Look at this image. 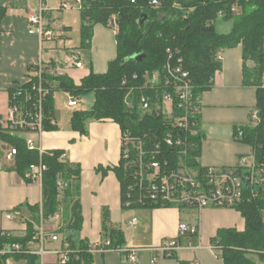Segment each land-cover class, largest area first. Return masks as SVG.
Listing matches in <instances>:
<instances>
[{
	"label": "trees",
	"instance_id": "obj_1",
	"mask_svg": "<svg viewBox=\"0 0 264 264\" xmlns=\"http://www.w3.org/2000/svg\"><path fill=\"white\" fill-rule=\"evenodd\" d=\"M151 0H81L79 14L81 46L86 47L92 35L95 24L108 27L112 15L117 16L116 56L108 63L107 71L94 73L90 71L79 83H74L68 77L45 75L49 80L51 90L44 99L45 131L57 129L54 121V101L52 81H58V88L80 98L88 92L94 93V102L88 110H75L70 116V129L87 134L89 119H110L121 129V136L128 134L139 137L145 149H153L161 140L169 126L168 120L160 113L143 111L138 103L141 94L150 95L151 104L158 103L162 87L156 91L145 89V72H158L163 76L165 63L170 60L175 63L181 58L180 65L188 71L193 84L195 100L200 101L203 92L212 87L214 74L221 69V61L217 56L225 49L241 47L242 83L256 88L257 120L249 125L239 126L240 136L235 140L246 144L251 149V155L264 169V0H160L157 7L149 5ZM218 18L231 22V28L226 33L216 30ZM169 49L170 52H167ZM143 52L141 60L132 56ZM34 76H29L28 83ZM27 84V82L22 83ZM129 97L126 98L130 92ZM125 98L129 101L127 105ZM0 140L6 146L16 148V155L10 167L21 177L31 164L41 161L46 165L41 183V203L29 206L30 219L37 221L39 210L48 217L61 210L65 216L64 228H78L80 222L79 180L81 167L70 162L64 149H46L42 153L29 150L20 135L0 132ZM191 147L186 155V162L199 175L206 167L199 164L201 135L198 130L192 136ZM121 149H123L121 143ZM162 155L156 157L163 164L165 171L174 167L180 158L174 154L173 148L161 145ZM134 157H130L132 160ZM134 165L129 166L128 160L121 153L117 165L103 167L97 170L105 174L111 170L116 175L121 190V205L123 207H169L175 205L148 201L139 203L137 199L146 188L135 185ZM62 180L67 185L60 188L57 184ZM26 183H29L27 180ZM183 208V205H177ZM17 207V209H19ZM244 219V229L221 228L211 239L216 246L221 264H255L252 256L264 262V193L255 199L242 200L235 207ZM103 223L108 217L107 209H103ZM63 228V229H64ZM62 231V228L59 230ZM34 232L33 225L27 223L23 236H0V249L8 243H25ZM114 245H122L120 230L112 228L106 237ZM104 238V239H105ZM88 246H80V259L72 257L69 264L83 263L89 253ZM24 259L26 264H38V257L30 254L15 255ZM5 255H0V261ZM193 261L180 260L178 264H193Z\"/></svg>",
	"mask_w": 264,
	"mask_h": 264
},
{
	"label": "crops",
	"instance_id": "obj_2",
	"mask_svg": "<svg viewBox=\"0 0 264 264\" xmlns=\"http://www.w3.org/2000/svg\"><path fill=\"white\" fill-rule=\"evenodd\" d=\"M45 1L47 4L48 0ZM38 4L39 0H0V117L7 114L10 90L33 75V67L38 63L63 66L67 53L77 51L82 67L65 66L64 76L79 83L90 71L106 72L108 63L116 56V32L102 24L93 26L86 47L81 46V41L78 47L58 46L55 40L69 38L72 24L60 17L54 19L50 10L46 12L43 23L46 29L53 31V38L48 42L31 32L28 15L37 11ZM55 52L61 54L58 59L53 56ZM221 55V69L214 74L212 87L200 96L201 147L198 161L202 167H231L237 160L251 155L249 146L235 140L234 131L236 127L249 125L251 111L257 103L256 88L242 83L240 45L225 49ZM51 83L57 129L34 137L35 145L43 150L64 149L65 157L80 165V222L78 228H64L66 220L62 213L60 227L50 228L58 235V240L46 243V247L60 249L64 240L73 248L90 246L103 240L109 230L115 228L122 234V245L142 248L138 262L131 263L123 254L108 250L89 253L81 264H150L156 253L148 248L159 245L166 238H176L179 223L185 222L197 226V237L179 238L180 247L174 256L161 257L156 264H178L180 260L221 264L218 251L211 248V239L221 228L243 230L245 223L241 213L235 208L222 207H123L120 183L114 172L108 170L102 174L97 170L99 165L107 167L119 162V125L110 119H89L88 133L83 135L71 130L70 125L59 128L55 112L60 110L62 94L68 93L57 87L58 81ZM93 102L94 93L88 92L78 98L76 107L79 105L78 110H88ZM6 147L0 140V233L6 230L12 235L23 236L28 222L23 218L9 220L3 214L20 206L24 218L30 219L29 206L41 203V186L26 183L10 168L12 160L6 159ZM104 208L108 211L105 223L102 217ZM133 219L135 224H131ZM189 240L194 242L193 248L187 247ZM0 264H26V261L8 254Z\"/></svg>",
	"mask_w": 264,
	"mask_h": 264
},
{
	"label": "built area",
	"instance_id": "obj_3",
	"mask_svg": "<svg viewBox=\"0 0 264 264\" xmlns=\"http://www.w3.org/2000/svg\"><path fill=\"white\" fill-rule=\"evenodd\" d=\"M80 7L81 0H76ZM160 0H151L150 6L157 7ZM62 8H67L65 2L61 3ZM49 10L45 0H39L36 12L29 13L28 21L30 31L36 33L45 40H51L53 31L44 27L43 19ZM108 27L115 32L118 30L117 16L112 15L108 22ZM167 52H170L167 49ZM222 55L217 59L221 61ZM181 58H177L175 63L168 60L163 68L162 78L158 72H145L146 82L144 88L156 91L158 86L162 87V92L158 103L151 104V97L141 94L138 99L140 108L145 112H156L165 116L169 126L153 149H145L139 137H132L128 134L121 136L123 149L121 153L128 160L129 166L134 165L135 185L137 188H146L137 199L139 203L148 201L158 202L167 205H183L184 207L206 208L222 207L235 208L242 200H250L260 197L264 193V169L259 165L252 155L249 158H241L231 167H206L203 174L190 167L186 162V155L192 143L191 138L199 130V116L201 112L200 101L195 100L193 84L188 71L180 65ZM65 66L81 68L82 62L79 52L70 51L65 57L63 66L46 65L38 63L33 67L34 79L27 84H18L10 90L9 108L4 117H0V132L20 135L29 150H44L35 145L37 135H41L43 129L45 97L49 94L51 86L45 75L63 77ZM28 80V79H27ZM126 98L129 97V94ZM125 98L128 105L129 101ZM77 99L69 94L68 106L75 107ZM250 120H257V111L254 108L250 114ZM240 136V129L237 128L234 138ZM173 148L180 160L167 171H165L166 161L162 164L157 160L158 155H162L160 146ZM16 155V148L6 147V159L12 160ZM130 157H134L130 160ZM65 158V154L61 155ZM46 170V165L39 161L31 164L22 179L29 183H36L41 186L42 176ZM57 184L63 188L67 184L58 180ZM4 217L9 220L23 218L25 222L31 223L34 232L25 243L11 242L5 244L0 249V255H20L30 254L38 257V264H69L72 257L80 259V248H73L64 240L60 249H49L46 243L57 241L58 235L50 231L51 226L55 229L60 227L62 221V211L59 210L48 217L39 210L37 221L24 218L20 210L15 208L4 212ZM133 219L131 224H135ZM198 228L196 225L181 222L178 225V236L176 238H166L155 246L148 248L156 253L150 264H156L161 257H173L180 247L179 238L197 237ZM2 237H9L11 233L3 230ZM194 242L189 240L187 247L193 248ZM217 251L216 246H211ZM116 251L131 263H137L139 252L142 248L129 247L125 245H114L110 239L105 238L87 247L88 253ZM52 255L54 260L48 262L45 257ZM197 264L196 261L192 262Z\"/></svg>",
	"mask_w": 264,
	"mask_h": 264
},
{
	"label": "rangeland",
	"instance_id": "obj_4",
	"mask_svg": "<svg viewBox=\"0 0 264 264\" xmlns=\"http://www.w3.org/2000/svg\"><path fill=\"white\" fill-rule=\"evenodd\" d=\"M65 2L68 7L62 8L61 3ZM49 10L52 12L54 19L60 17L64 22H69L72 24V29L70 31V36L66 40L56 39L55 42L58 43V46L62 48L64 46H79L80 44V15H79V7L76 0H48L47 2ZM46 21V17L44 18ZM50 23V22H49ZM215 27L218 32H228L231 27V22L227 20H223L218 18L215 22ZM49 42V40H48ZM51 43H54L52 41ZM55 58H59L61 56L60 52H55L53 55ZM83 59V58H82ZM84 60V59H83ZM69 94H62V98L59 101L60 110L55 112V116L57 118V124L59 128L69 127L70 124V116L74 110H78L79 105L76 107L68 106ZM78 102V99H77ZM255 264H264L263 261L259 260L256 255L252 256ZM46 260L52 261L54 259L53 256H46Z\"/></svg>",
	"mask_w": 264,
	"mask_h": 264
},
{
	"label": "water",
	"instance_id": "obj_5",
	"mask_svg": "<svg viewBox=\"0 0 264 264\" xmlns=\"http://www.w3.org/2000/svg\"><path fill=\"white\" fill-rule=\"evenodd\" d=\"M145 57L144 53L141 52V53H138V54H135L132 56L133 59H136V60H141Z\"/></svg>",
	"mask_w": 264,
	"mask_h": 264
}]
</instances>
